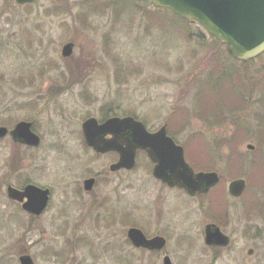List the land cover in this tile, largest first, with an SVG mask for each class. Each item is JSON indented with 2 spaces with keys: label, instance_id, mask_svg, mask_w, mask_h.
<instances>
[{
  "label": "rangeland",
  "instance_id": "374dc122",
  "mask_svg": "<svg viewBox=\"0 0 264 264\" xmlns=\"http://www.w3.org/2000/svg\"><path fill=\"white\" fill-rule=\"evenodd\" d=\"M67 42L75 44L70 56L62 54ZM110 106L150 131L167 124L196 170L220 174L211 194L220 213L228 210L223 230L236 238L228 252L214 260L197 249L186 263L178 241L188 231V196L155 178L146 152L133 169L113 172L117 156L86 144L83 121L100 120ZM26 119L42 136L39 147L0 138V264H21L22 254L35 264H163L164 254L174 264H264V54L236 60L198 23L150 1L0 0V124ZM25 149L30 157L19 159ZM91 175L95 188L80 193ZM236 178L247 183L240 199L228 189ZM27 180L53 190L36 218L6 192L7 182ZM248 220L255 237L241 240ZM135 226L170 235L171 244L143 252L127 235ZM203 227L196 220L192 235Z\"/></svg>",
  "mask_w": 264,
  "mask_h": 264
},
{
  "label": "water",
  "instance_id": "95a60500",
  "mask_svg": "<svg viewBox=\"0 0 264 264\" xmlns=\"http://www.w3.org/2000/svg\"><path fill=\"white\" fill-rule=\"evenodd\" d=\"M17 4L32 3L36 0H15ZM156 7L166 8L176 15L191 19L203 25L217 39L223 41L231 56L237 60L248 61L264 53V0H151ZM74 42L63 45L62 54L70 56L74 51ZM86 142L95 151L106 153L116 151L118 161L110 169H133L136 165L138 150L146 151L154 163L153 175L170 187L188 189L191 193L208 191L216 185L219 174L216 171L195 172L188 163L185 149L168 134L167 124L156 131H150L145 123L134 116H112L103 122L96 117H89L83 122ZM10 134L13 139L23 144L38 146L41 137L32 130V123L20 121L9 130L0 125V138ZM107 135H111L107 138ZM254 149L253 144L247 145ZM95 179L85 181L87 190L92 189ZM246 188V180L237 178L230 182L229 193L239 197ZM8 196L22 202V207L35 215L41 214L48 206L50 189L35 184L20 190L12 185L7 189ZM26 199V200H25ZM128 237L136 247L162 249L166 239L162 236L146 237L137 227L128 230ZM207 241L227 244L228 237L218 227L209 225ZM250 254L253 253L251 249ZM21 264H35L30 254L19 257ZM165 264H172L170 257H165ZM252 264V263H246Z\"/></svg>",
  "mask_w": 264,
  "mask_h": 264
},
{
  "label": "flooded vegetation",
  "instance_id": "af4514ba",
  "mask_svg": "<svg viewBox=\"0 0 264 264\" xmlns=\"http://www.w3.org/2000/svg\"><path fill=\"white\" fill-rule=\"evenodd\" d=\"M106 119V118H105ZM104 119H100V121H103ZM20 121H23V120H20ZM20 121H18V122H20ZM25 121H29V122H31L32 123V129H33V131L34 132H36V130H35V128H34V124H35V122L33 121V120H25ZM18 122H16L14 125H13V127L12 128H9V126L8 125H5V124H0V125H3V126H7L8 128H9V130H12L15 126H16V124L18 123ZM82 132H83V130H82ZM37 133V132H36ZM39 134V133H38ZM40 135V137H41V139H42V136H41V134H39ZM83 135H84V133H83ZM7 136H9L11 139H12V141L14 142V143H16V144H19V145H21V146H23V147H25L26 149L28 148V149H31V148H37V147H39V146H37V147H33V146H31V145H27V144H23V143H21V142H17V141H15L14 139H13V137L10 135V134H8V135H6L5 137H7ZM5 137H3V138H5ZM111 137V135H107V138H110ZM3 138H1V139H3ZM84 139H85V142H86V138L84 137ZM87 144V143H86ZM25 149V150H26ZM93 149V148H92ZM94 150V149H93ZM27 151L28 150H26L25 151V153L24 154H19V159H22V160H25V159H27V158H29L30 156H29V154L27 153ZM95 151V150H94ZM95 152H97V151H95ZM99 155L101 154V155H103V154H108V153H112V154H114V155H116L117 156V158H116V161H118V159H119V154L117 153V152H115V151H109V152H107V153H100V152H97ZM116 161H114V162H116ZM193 169H194V171L195 172H199V171H209V170H196L194 167H193ZM121 170H126V169H119V170H117V171H113V172H119V171H121ZM13 173H15L14 171H12ZM219 177H220V180H219V182L216 184V185H214V186H212V187H210V189L208 190V191H200V192H197V193H191L188 189H184V188H179V187H170L167 183H165V182H163V181H161V180H159V179H157V180H159L161 183H163L166 187H169V188H172V189H178V190H181L183 193H185L187 196H188V198L191 200V203H190V205H188L187 207H186V209H185V217H186V222H187V229H188V231L187 232H185V234L181 237V238H183L182 240H183V242L181 243L180 241H178V244L180 245V247H182L183 248V250L185 251V253H186V263H188L189 262V260L192 258V256H193V253L195 252V250H197V249H199V250H201V253L202 254H208V255H210L213 259L215 258H219L220 257V255L222 254V252H228L229 250H230V248L232 247V246H234L235 245V240H236V238H235V236H233V235H230V234H227L226 233V230H223V229H227V227H228V223H229V216H228V210H226V212L225 213H220L219 212V209H217V207L215 206V204H217L216 202H215V200L218 198V196H214V194H211L216 188H217V186L220 184V182H221V176L219 175ZM89 178H94L95 179V183H94V186L92 187V189H89V190H87L86 189V187H85V181L87 180V179H89ZM97 180H98V176H95V175H91V176H89L88 178H86V179H84L83 180V183H82V188L80 187V193H81V189H83L84 190V192H87V193H90V192H92V190L95 188V186H96V184H97ZM29 184H35V185H38V184H36V183H34L32 180H27V181H25V183H19V185H17V186H15L14 184H12V183H10V182H7V188H6V190L8 189V187L10 186V185H12V186H14V187H16V188H18V189H20V190H23L27 185H29ZM38 186H40V185H38ZM40 187H42V188H49L50 189V200H49V203H48V206L45 208V210L41 213V214H39V215H35V214H32V213H28V212H26V213H28L31 217H33V218H36V217H39V216H41L42 214H44V212L48 209V207H49V205H50V201H51V197H52V192H53V190L50 188V187H46V186H40ZM246 191V190H245ZM245 191H244V193L241 195V196H239V197H235V196H232L234 199H240L244 194H245ZM216 192V191H215ZM214 193V192H213ZM211 194V195H210ZM209 201V202H208ZM192 202H193V204H194V202H195V204L194 205H196V204H198L199 206L198 207H196V209L192 206ZM20 203V202H19ZM21 204V207H22V203H20ZM215 208V209H214ZM254 211V209H253V206L252 207H250V211H246V216H250V214L252 213ZM251 212V213H250ZM244 215V214H243ZM194 216H195V219H194ZM202 216V221L199 219L200 217ZM244 218H245V215H244ZM248 219H249V217H247ZM196 220H198L201 224H203V229H204V231H203V233H196V235L195 236H193L192 235V233H191V229H190V227L192 226V224H194V222L196 221ZM248 223H246V224H248V226L246 225V227H245V229H244V233H243V229H242V232H241V236H242V238H241V240H246V241H249V240H252V239H254V237H255V235H254V233H253V229H254V226L253 225H251L250 224V222H249V220L247 221ZM209 225H214L215 227H218L219 229H220V231L222 232V233H224V235H226L227 237H228V241H227V244H223V243H221V244H219V243H215V242H212V243H210V242H208L207 241V229H208V226ZM135 227H137V228H140L144 233H145V235H146V237H148V238H152V237H154V236H162V237H164L165 239H166V244H165V246L162 248V249H149V248H146V247H136L135 246V248H137V249H139V250H142L143 252H148L149 254H151V255H158V254H160V253H162L164 250H165V248L167 247V245H168V243L169 244H171V236L170 235H167V234H164V235H161V234H154V235H151V234H149L148 232H146L144 229H142L141 227H138V226H135ZM233 236V237H232ZM180 238V239H181ZM179 239V240H180ZM238 246V245H237ZM235 250L236 249H239V246L238 247H235L234 248ZM253 250V253L252 254H250L249 253V251L250 250ZM254 252H255V250L253 249V248H249L248 250H247V253H248V255H253L254 254ZM231 255H232V257H235V253L234 252H231ZM170 257V259H171V262H172V264H174V262L172 261V258H171V256L170 255H168V254H164L163 255V258H162V263L163 264H165V257ZM214 259V260H215ZM185 262H184V264H185ZM212 263V262H211ZM246 263H252V264H254L253 262H250V261H245V262H242L241 264H246Z\"/></svg>",
  "mask_w": 264,
  "mask_h": 264
},
{
  "label": "trees",
  "instance_id": "16d2710c",
  "mask_svg": "<svg viewBox=\"0 0 264 264\" xmlns=\"http://www.w3.org/2000/svg\"><path fill=\"white\" fill-rule=\"evenodd\" d=\"M217 41H218V40H217ZM218 79H222V78L220 77V78H218ZM218 79H217V80H218ZM218 81H219V80H218ZM119 114H120V112H119L117 109H115L113 106H110V107L106 108V109L104 110V112H102L101 119H105V118H108V117H111V116H119ZM168 132H169V134H170L171 136L175 137V132H173V131L171 130V128L168 130Z\"/></svg>",
  "mask_w": 264,
  "mask_h": 264
}]
</instances>
